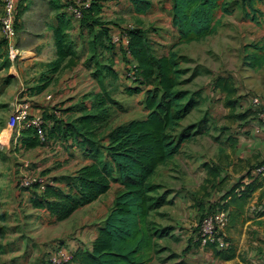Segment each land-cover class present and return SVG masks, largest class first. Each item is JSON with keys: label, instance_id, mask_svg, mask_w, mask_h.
Returning a JSON list of instances; mask_svg holds the SVG:
<instances>
[{"label": "trees", "instance_id": "obj_1", "mask_svg": "<svg viewBox=\"0 0 264 264\" xmlns=\"http://www.w3.org/2000/svg\"><path fill=\"white\" fill-rule=\"evenodd\" d=\"M130 1L138 14L147 13L153 4L152 0ZM258 1L241 0L247 18L257 23L264 15L256 6ZM50 2L51 5L59 6L54 0ZM229 2L230 0H173V25L179 30V43L200 41L216 33L221 23L216 20V13L221 8L224 13L231 14L233 11ZM101 8V5L94 2L82 9V26L89 27L92 35L97 27L103 28L94 36V46L100 37H108L109 34L105 22L98 18ZM16 16L15 12L14 19ZM58 18L57 26L50 25V29L54 31L57 58L47 65V75H43L42 84L34 88L33 92L37 94L48 88L55 74L66 66L75 65L78 59L73 38L68 31L70 22L65 14L58 13ZM128 36V47L135 62V82L147 88L144 102L147 116L110 127L109 104L115 103L110 97L99 96L95 98L93 112L85 113L66 124L54 119L53 131L46 124L48 138H51L53 132H58L66 136H79L85 143H89L91 149L88 155L93 162L81 167L73 175L62 177L60 180L66 184V189L51 181L43 191L38 189V185L32 188L35 191L32 198L34 207L46 208L57 221H64L80 207L106 194L113 182L122 184L123 188L100 227L92 248H79L75 251L73 262L79 264H149V254L154 249L156 240L162 237L150 220L151 214L161 204L160 198L153 195L156 186L151 178L160 166L179 154L183 144L190 139V135L177 131L194 107L193 99L188 98V91L179 90L185 71L180 67L178 53L171 51L169 54L158 55L148 32L141 27L130 29ZM246 48L254 50L245 57L248 66L255 69L264 67V54L260 52L263 50L260 45L253 43ZM10 67L8 59L0 64V70ZM105 69L110 70L111 67ZM94 75L98 76L99 70ZM215 87L225 94L226 104L235 109L237 87L234 80L231 77H218ZM138 91L140 86L128 90L129 93ZM104 137H108V145L103 143ZM19 140L22 147L27 149L42 145L34 127L22 129ZM208 169L209 180L220 175L215 167ZM255 177L249 183L237 182L223 197L222 200L226 202L220 203L222 206L219 208H232L231 212L229 210V227L242 219L254 192L262 186L264 177ZM242 185L245 186L244 189H241ZM210 247L223 260L234 256L233 245L227 251Z\"/></svg>", "mask_w": 264, "mask_h": 264}, {"label": "rangeland", "instance_id": "obj_2", "mask_svg": "<svg viewBox=\"0 0 264 264\" xmlns=\"http://www.w3.org/2000/svg\"><path fill=\"white\" fill-rule=\"evenodd\" d=\"M28 1L29 0L16 1L14 11L17 14V18L25 14V11L28 9L25 3ZM8 2L9 0H0V64L8 59L12 66H14L12 63H15V67L11 69V66L8 69H4L0 73V79L5 80L4 83L9 86L13 80H11L8 75L13 74L20 77L28 75L21 89L27 93L29 99L36 102L38 94L33 92L34 90L31 86L34 87L35 85L42 84V78L43 75H47L48 66L46 67L40 64L37 67L36 65L25 64L22 62L23 60H21V58H16L14 61L10 59V53H8L9 43H5V38H3L4 35H2L3 19L7 15L9 8ZM17 2H19V4H17ZM54 2H63L66 7H70V9L74 7L81 12V14H76L71 9V12L65 14L70 19L68 31L77 42L79 41L76 43L77 47L79 46V49L82 50L86 47V53L89 52L88 60L86 63L84 62L85 67L88 68V70L93 69L94 72L99 70L98 76H95L93 73V78L97 81L96 83H101V79L104 77L103 89L98 95L110 97L113 103H115L113 105L109 104V111L111 113L110 123L112 122V125H116L132 119L144 117L147 113L144 110L142 98H140L143 97V94H139L138 96L130 95L133 93H129L126 89L128 86L133 88L135 84L138 86L140 85L135 82L133 65L130 69H126V71L125 68H123L125 72L116 86L109 85V82L106 83L108 77H105V65H109L110 62L108 59H110V56H107L104 50L105 47L110 48L108 43H112V41L107 38L106 35H103L94 46V41L96 40L94 36L99 34L97 29L94 35H92V31L89 27L81 26L82 9L87 7V5L90 6L92 0H54ZM229 3L233 11L232 14L234 15L230 17L229 20L224 21V25L220 28V32L204 40L183 44L179 43V30L173 27V21H170V15L167 10L163 11L161 15L162 21L160 22L134 16L130 12H126L125 17L112 19L118 22L119 27L121 26V28H119L121 29V34L119 36L121 40L123 35L122 29L127 30L128 28L142 27L148 32L149 38L158 55H165L169 54L171 51H176L179 55L180 67L185 71L179 90L188 91V98L193 99L192 102L194 101L192 113L183 121L182 126L177 129L180 134L190 135V139L187 141L188 144L183 147L182 152L174 161H170L168 165L166 164L167 166L163 168V173L160 171L155 179L159 184L155 185L156 190L153 195L157 199L163 197L158 208H161L165 204L166 191L168 190L167 182L169 187L178 184V182L174 180H169L168 177L179 179L176 175L179 173V169H181L180 162L182 158L187 161V165L193 161L192 159H196L199 163L197 170L202 180L200 184L203 183L208 189L207 194H205L206 196H217L218 193L221 192V189L218 187L219 179H213L211 182L206 180L209 174L208 167H215L218 169L220 176L225 175L223 181H226V179H229L227 174L228 170L226 166L222 168L221 164L226 165L229 160V155H238L244 152L249 158H260V160H255L253 162V165H255L254 169H258L264 164L263 146L257 147L254 152L248 150L253 147V144L257 141L256 136H253L255 131L253 132L251 129H253L255 125L264 128L260 120L259 111L252 102L256 92L246 87L245 78L247 68L245 57L247 53L245 49H243V46L247 40H251L248 36L254 34L257 27L255 24L250 23V19L246 17L241 6V0H230ZM260 3L261 1L258 4ZM32 15V12L26 14L25 18L22 19L23 23L26 24V21L29 17L32 18ZM56 16H58V12ZM18 38L20 42L22 34L21 36L19 34ZM23 38H27L28 41H31L29 35L23 34ZM126 45H129V37L126 39ZM20 46L23 48L22 45H19V47ZM36 72L38 76H32ZM65 72L66 71L62 73ZM221 76L231 77L237 87V94L234 96V101L236 103L235 109H232L226 104L225 94L215 87L216 80ZM32 81H38L39 83L32 85ZM262 81L263 83L261 84L263 85L261 86H263L264 89V80H261V82ZM91 82V79H89V81L84 80L78 88L79 91H81L78 94V96H81V101L88 97L90 95L89 93L95 95L93 92L86 93ZM105 83L106 85H104ZM14 86L15 85L8 88L7 100H3L6 102L0 103V260L6 255L11 254L12 264L18 262L16 257L22 252V249L24 250V247L30 249L31 246H34V248H39L41 250L43 248L51 249L54 242L60 240H55V238L51 239L50 236L53 235V232L44 227L46 223L50 226H55V223H53L48 215H45L46 221H40L29 227H16L14 223V220L25 217L32 211V209H28V204L26 202L19 199L20 195H18V192L28 191L33 193L34 187L28 186L25 187V189H21L18 179L20 175L21 177L24 176L22 174H25L27 177L31 176L32 180L38 177L49 179L51 175L44 174V172H42L43 169L36 165L33 166V172L30 173L25 172V169H23L26 165L34 164L38 159V154L26 153L27 151H25L24 148H20L19 139L22 129L18 132L20 129L15 131L9 128L12 123L15 106L17 105V101L16 103L14 101V96H12V98L9 96L10 90H12ZM48 94L49 93H44V97ZM22 95L23 94L18 96V98H27ZM257 95L259 94L257 93ZM259 97L262 98L260 95ZM94 99L93 96L91 100L94 101ZM69 121L72 122L74 120L72 118V120L69 119ZM1 127L6 129H2ZM5 130H8V135L4 136L3 132ZM21 164L24 166H21ZM166 168H168L170 172H166ZM204 174L206 176H204ZM49 181L52 182L51 179H49ZM162 187H165L164 192L163 189H159ZM113 189H118V185H114ZM201 191L202 187L200 192ZM26 194L27 193H25V195ZM204 198L205 196L201 198L203 202L200 205L201 210H198L195 217L196 220L199 221L197 230L200 229L202 221L207 214L216 211V209L222 206L219 200L212 202L211 197L207 200ZM24 203H26V206H24ZM172 206L176 207V204ZM18 209H21L23 213ZM166 216L165 211L161 212L158 209L154 212L151 219L154 228L161 233L162 237L156 240L155 247L150 252L149 258L147 259L148 263L210 264L212 258H214L213 252H210V249H208L211 247L197 243L194 236V242L195 244H199V246L195 245V251L190 252L191 250L189 248L191 247L188 248L190 244L189 238H184L186 242L185 245L180 243L175 235H169V230L167 228L170 226H165L164 221ZM172 216L177 217L174 215ZM175 222L176 218L172 221L173 226ZM19 239L24 240L25 244L20 246V243H17ZM5 243L8 247L4 246ZM28 243L29 245L26 246ZM55 247L56 248H52L50 252H46L45 256L39 259L37 264H70L73 262V260L70 262L64 260L66 253L74 256V252L70 250L66 241H59ZM22 254H24L22 258L25 259L23 261H26L28 254L24 252Z\"/></svg>", "mask_w": 264, "mask_h": 264}, {"label": "crops", "instance_id": "obj_3", "mask_svg": "<svg viewBox=\"0 0 264 264\" xmlns=\"http://www.w3.org/2000/svg\"><path fill=\"white\" fill-rule=\"evenodd\" d=\"M260 1L261 3L258 4ZM260 1L257 2L256 6L264 12V0ZM94 2H97L102 6L101 13L98 18L101 21L105 22V27L107 29L110 28L108 37L113 43V45L111 42L108 43L110 48L105 47L104 50L105 54L107 56H110V59H108L110 63L109 65H105V67H111L110 70L105 69V77H108L106 79V83L109 82V85L116 86L120 79H122L123 73L126 71V69H130L132 65H135V62L130 53L128 45H126V39L127 37H129L128 31L130 30V28H128L127 30L122 29L123 35L121 40L119 38L121 34V29L119 28H121V26L119 27L118 22L112 19L117 17H125L126 12H130L134 16L160 22L162 21L161 15L163 14V11L167 10L170 15V21L172 22L173 0H152V7L145 14L136 13L130 0H92V3ZM17 4H19V2H17ZM25 6L28 7L27 10L25 9V14H23L20 18H17L16 16L14 19V27L16 29V39H14V41L18 46H23V48L21 46L19 47L20 51H22L23 53V56L18 58H21V60H23L22 62H24L25 64H31L33 66L36 65L37 67L40 64H43L47 67L50 62L57 58V48L55 45L54 31L50 29V25L57 26L59 24V18L58 16H56L57 12L59 14H67L68 12H71V9L70 7H66L65 3L63 2H60L59 6H56L55 4L51 5V2L49 0H29L27 3H25ZM31 12L33 13V15L31 16L32 18L29 17L26 21V24L23 23L22 19L25 18L26 14ZM233 15L234 14L232 13H224L221 8L218 9L216 13V20L220 21L221 23L216 33L220 32V28L224 25V21L229 20V18ZM69 20V17H67V21ZM250 23L255 24L257 30L254 34H250L248 36L251 40L246 41L243 49H245L247 54L252 53L254 50L247 49L246 47L247 45L253 44V42H255L260 45V47L263 49L260 52L264 54V15L259 19V23L254 22L251 19ZM173 27L177 29L174 25ZM96 29L98 33L103 30V28L101 27H97ZM143 29L146 30L145 28ZM19 34L20 36L22 34V39L20 40V42L18 38ZM23 34L29 35L31 41H28L27 38H23ZM79 34L81 35L80 32ZM2 35H4L3 38H5V41L9 43L10 41H8L3 31ZM208 37H206L205 39H207ZM78 42L77 40H75V38H73V44L78 56L76 64L66 66L64 69L55 74L48 88L44 92L39 93L37 95L36 102H33V112H41L46 117V122L51 131L55 130V128H53L55 125L53 121L54 119H57L61 123L66 124L71 122L69 121V119L72 120L73 118V120H76L85 113H91L95 110V99L94 101H92L91 98H93V96L94 98L102 96L98 94L103 89L104 77L101 79V83H96V79L93 78L94 70H88V68H86L84 65V62L86 63V61L88 60L87 58L89 52L86 53V47L83 50L79 49V46L77 47L76 45V43ZM12 64L14 66L11 65V69L15 67V63ZM246 67V87L255 91V96H257L258 93L264 100V89L263 86H261L263 85L261 84L263 83V81L261 82V80H264V67L255 69L249 67L248 64ZM123 68H125V71H123ZM3 70L4 69H1L0 73ZM64 71L66 72L62 73ZM8 76L11 78V80H13L9 86L4 83L5 80L0 79V103L6 102L3 100H7V94L9 90L8 88L13 85L15 86L12 90H10L9 96H11L10 98L14 96V101L16 103L18 96H21L23 91L21 87L24 86V81L28 77V75L20 77L13 74ZM32 76H38V73L36 72ZM89 79H91L92 82L89 85V88H87L86 93L93 92L95 93V95L89 93L90 95L81 101V96H78L81 91H79L78 88L84 80L89 81ZM38 83V81H32V85ZM106 83L104 85H106ZM35 86H31V88L34 90ZM139 86L140 91L130 95L138 96L139 94H143V97L140 98H142V104L144 106L147 88H145L142 84ZM139 86L135 84L133 85V88L128 86L126 87V89L128 91L129 89H136ZM44 93L49 94L44 97ZM24 95L28 98L27 93H23L22 96ZM49 96H51V99H48ZM144 110L148 114L145 106ZM147 114L144 117H146ZM144 117L136 119H142ZM129 121L122 122L116 125H112L111 122L110 127H116ZM2 129L6 128L3 127ZM251 130L253 132L255 131L253 136H256L257 141L253 144V147L249 148L248 150H250V152H254L257 147H264V128H260L259 126L255 125ZM6 131L8 130H5L4 132ZM103 143L105 145H108V137L103 138ZM187 144L188 142L183 144L181 151L172 160H170L171 162L180 155L183 147ZM20 148H23L21 140ZM90 149V144L85 143L79 136H66L62 133L59 134L58 132H53V134H51V138L49 137L45 145L42 144L37 147L28 149L24 148V150L27 151L26 153L29 152L34 155L38 154V159L36 162H34V164L26 165V167L23 169H25V172L30 173L33 172L32 168H34V165L39 166V168L43 169L42 172H44V174H51L49 176V179L52 180V183H54L56 186L66 189V184L63 183V181H61L60 179H62V177L64 176L73 175L81 167L92 163L93 159L88 155ZM250 158L247 157L243 152L238 155H229V160L226 165L221 164L222 168L226 166L229 179L223 181L225 175H219L216 178L219 179L218 187L221 189V192H219L217 196L205 195L207 194L208 189L203 183L200 184V181L202 180L200 179V173L197 170V166H199L197 160L192 159L193 161L187 165V161L182 158L180 162L181 169H179V173H177L176 175L177 177H179V179L168 177L169 180H174L178 182V184L176 186L169 187V184L167 182L168 190L166 191L167 193L165 204L161 208H158L159 211L166 212L167 216L164 218V221L165 226H170L167 228L169 230V235H175L178 238V241L185 245L186 242L184 238H189L190 244L188 248L191 247L189 248L191 250L190 252L195 251V245L199 246V244H195L194 242V236L198 231L197 229L199 226V221H197L195 217L198 213V210H201L200 205L201 203H203L201 198L205 196L204 199L207 200L211 197L212 202L219 200L222 204H224V202L226 201L222 200L223 197L225 196V194L232 190L237 182L249 183L257 178L255 177L257 175V172L256 169H254L255 165H253V162L255 160H260V158ZM169 162H167L166 164H170ZM166 164L160 166L157 169L155 175L151 178V182L154 185L159 184L155 179L160 171H162L163 173V168L167 166ZM22 165L23 164H21V166ZM165 171L170 172L168 168H166ZM114 176L117 177L116 174ZM204 176L206 175L204 174ZM207 176L208 178L206 180L211 182L212 180H209L210 175L208 174ZM19 178H21V175ZM258 178H260L259 181H262L261 177ZM114 185H118V189H113ZM201 187L202 191L200 192ZM122 188L123 186L120 182H113L111 189L106 194L102 195L96 201L86 206L80 207L70 218L64 221H57L56 217L51 215V213L46 208L34 207L32 198L35 195V191L33 193H30L28 191H19V199L26 202L28 204V209H32V211L25 217L14 220L15 226H20L21 228L33 226L40 221H46L47 219L45 218V215H48L53 223H55V226H50L48 223L44 225L47 230H51L53 232V235L50 236L51 239L55 238V240L60 239L59 241H66L70 250L74 253L79 248L91 249L94 241L99 235L100 227L114 207L116 197L118 196ZM244 188L245 186L242 185L241 189ZM159 189H163L164 192L165 187ZM25 193L27 194L25 195ZM159 200H161L160 202H162L163 197H160ZM26 203H24V206H26ZM173 204H176V207H173ZM18 210L21 211V209ZM157 210H155L154 212H156ZM229 210L231 212L232 208H229ZM154 212L151 214L150 220L152 219ZM258 213H260L261 215H258ZM172 215L177 217H173ZM174 218H176V222L173 226L172 221ZM226 233L228 234V238L233 242V258L223 261L216 255L215 249L211 247L208 249H210V252H213L214 258H212L211 262L209 261L210 264H264V180L262 181V186L259 187L256 192H254L253 199L247 206L242 219L234 225L231 224L230 227L228 225ZM58 242L55 241L52 248H56L55 246ZM17 243H20V246L25 244L24 240L22 239H19ZM28 245L29 243L26 244V246ZM4 246L8 247L6 243L4 244ZM51 249L43 248L41 250L39 248H34V246H31L30 249L28 247H24V250L22 249V252L17 255L18 257H16V260L18 261L17 263L19 264L20 262V264H37L38 260L43 258L46 252H50ZM23 252L28 254L26 261H23L25 260L24 258H22V256L24 255L22 254ZM10 255H6L2 260H0V264H12ZM70 264L79 263L72 262Z\"/></svg>", "mask_w": 264, "mask_h": 264}, {"label": "built area", "instance_id": "obj_4", "mask_svg": "<svg viewBox=\"0 0 264 264\" xmlns=\"http://www.w3.org/2000/svg\"><path fill=\"white\" fill-rule=\"evenodd\" d=\"M17 0H9L8 2V12L5 18L3 19L2 29L3 33L7 37L9 42V57L11 60H15L18 57L23 56L22 51H20L19 46L15 43L16 31L14 27V7ZM74 13L81 14V12L72 7ZM71 10V11H72ZM25 91H22V94ZM25 96V95H24ZM51 99V96L48 97ZM252 102L256 109L259 111L260 120L263 123L264 127V100L257 96H254ZM34 127L37 130L38 137L41 141V144H45L48 141V133L46 129V120L44 115L41 112H33V101L29 98L23 99L19 97L17 100V105L15 106L14 115L12 117V123L10 127L12 130L21 131V129H26ZM257 175L264 177V164L256 169ZM51 183L49 179H44L42 177L33 178L27 177L26 175L19 178V185L21 189L25 187H33L38 185V189L43 191L45 187ZM229 210L226 209H216V211L207 214L203 221L200 229L195 233V241L200 243L203 246H214L217 250L227 251L229 250L233 242L228 238L226 229L229 224ZM64 260L70 262L73 260V256L65 254Z\"/></svg>", "mask_w": 264, "mask_h": 264}, {"label": "bare ground", "instance_id": "obj_5", "mask_svg": "<svg viewBox=\"0 0 264 264\" xmlns=\"http://www.w3.org/2000/svg\"><path fill=\"white\" fill-rule=\"evenodd\" d=\"M3 135H4V136H5V135H8V131L4 132V134H3Z\"/></svg>", "mask_w": 264, "mask_h": 264}]
</instances>
